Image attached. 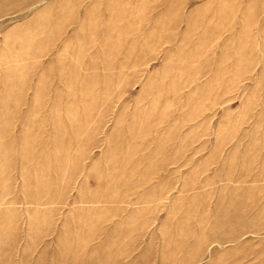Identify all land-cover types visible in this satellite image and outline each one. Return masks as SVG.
Segmentation results:
<instances>
[{
  "label": "rangeland",
  "instance_id": "1",
  "mask_svg": "<svg viewBox=\"0 0 264 264\" xmlns=\"http://www.w3.org/2000/svg\"><path fill=\"white\" fill-rule=\"evenodd\" d=\"M0 264H264V0H0Z\"/></svg>",
  "mask_w": 264,
  "mask_h": 264
}]
</instances>
